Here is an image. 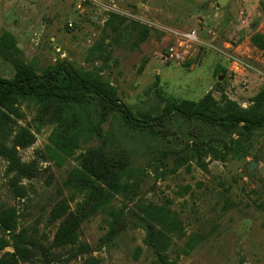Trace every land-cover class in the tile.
<instances>
[{"label":"rangeland","instance_id":"1","mask_svg":"<svg viewBox=\"0 0 264 264\" xmlns=\"http://www.w3.org/2000/svg\"><path fill=\"white\" fill-rule=\"evenodd\" d=\"M219 1L0 0V81L22 65L70 66L113 89L134 120L87 88L44 117L28 95L0 107V143L29 168L19 175L0 157V212L12 209L14 233L35 246L19 259L0 230V264H159L137 219L147 205L181 225L163 264H264V124L246 123L264 119V52L251 42L264 35V0ZM190 33L198 43L180 48ZM205 97V115L164 113ZM53 138L70 149L62 162L48 154ZM71 174L90 195L65 186ZM109 189L126 223L112 239L95 209Z\"/></svg>","mask_w":264,"mask_h":264},{"label":"trees","instance_id":"2","mask_svg":"<svg viewBox=\"0 0 264 264\" xmlns=\"http://www.w3.org/2000/svg\"><path fill=\"white\" fill-rule=\"evenodd\" d=\"M252 44L260 51L264 52V35L256 34L251 39ZM1 55L7 58L8 54L0 48ZM82 88H87L91 95H94L101 101L105 102L111 107L117 108L124 118L130 122H134L133 116L128 108L119 103L117 100L115 91L102 83L92 81L86 77V74L77 72L70 66L63 65L59 71H46L42 75H37L34 71L25 65L19 66L17 69V75L12 81H0V107L8 105L11 100L22 97L31 96L38 104L39 115L41 117L46 116L52 108L65 104L70 101L79 102L80 96L82 97ZM211 100L205 97L198 104L195 103H182L178 106L168 105L165 110V115L169 113L179 114L188 118L199 116L202 112L204 115L210 113L209 106ZM201 116V115H200ZM222 123L233 125L234 120L232 118H226L220 120ZM247 128L252 129L264 124V119L256 121H247ZM54 149L49 148L48 154L51 158L62 162L65 156L69 154L66 149L65 143L61 144V141L53 138ZM0 157L4 158L8 162V167L12 172L19 175L27 174L28 167L21 164L14 150L5 147L0 143ZM104 181V176H102ZM66 187L77 188L79 191L86 193V196L90 195V192L94 185L84 184L78 186L75 183V175L71 174ZM106 195V200L95 205V209H103L104 215L107 216L106 223L109 228L106 234L107 239H112L119 235L124 227L125 222L123 215L118 210H115L112 206H109V202L113 197L112 190ZM119 191V190H118ZM115 193V192H114ZM141 216L137 219L142 223L145 232V244L152 251L157 258L159 264H163L162 255L168 249V236L169 232L181 234V225L175 214L169 216V212L164 208H158L154 205H147L141 209ZM17 221L15 218V212L12 209L3 210L0 212V230L7 232L8 236L12 237L13 244L10 246L14 249L16 256L19 259H24L30 256L31 248H34L32 242H26L25 233L23 231L14 233L17 229ZM68 244H76L77 237L71 232L66 236ZM0 239V251H2L6 244H1ZM70 242V243H69ZM193 246L189 245L187 251H191ZM89 247L87 245H80L78 253H87ZM15 256V255H14Z\"/></svg>","mask_w":264,"mask_h":264},{"label":"built area","instance_id":"3","mask_svg":"<svg viewBox=\"0 0 264 264\" xmlns=\"http://www.w3.org/2000/svg\"><path fill=\"white\" fill-rule=\"evenodd\" d=\"M176 40H177V44H178V46H179L180 48H182V45H183L185 42H187V43L190 42L191 44L198 43V40H197L195 34H193V33L177 35ZM174 50H176V49L173 48V49L170 50V52H171L170 56H171L172 58H178L179 55L176 54V53L174 52ZM171 57H170V58H171Z\"/></svg>","mask_w":264,"mask_h":264},{"label":"water","instance_id":"4","mask_svg":"<svg viewBox=\"0 0 264 264\" xmlns=\"http://www.w3.org/2000/svg\"><path fill=\"white\" fill-rule=\"evenodd\" d=\"M224 4H225V0H220V1L218 2V5H219V6H224ZM254 168H255V165H254L253 163H250L247 172H251ZM240 178H242V174L240 175Z\"/></svg>","mask_w":264,"mask_h":264}]
</instances>
